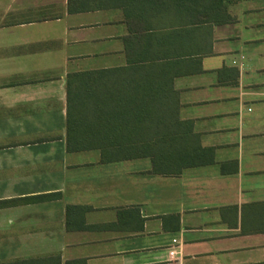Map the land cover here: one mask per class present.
<instances>
[{
	"label": "crops",
	"instance_id": "0c3cea01",
	"mask_svg": "<svg viewBox=\"0 0 264 264\" xmlns=\"http://www.w3.org/2000/svg\"><path fill=\"white\" fill-rule=\"evenodd\" d=\"M110 1L0 0V264H264V0H225L231 21L182 28L163 60ZM175 110L213 164L156 175L68 150L69 125L142 131ZM68 206L88 208L70 230Z\"/></svg>",
	"mask_w": 264,
	"mask_h": 264
},
{
	"label": "trees",
	"instance_id": "16d2710c",
	"mask_svg": "<svg viewBox=\"0 0 264 264\" xmlns=\"http://www.w3.org/2000/svg\"><path fill=\"white\" fill-rule=\"evenodd\" d=\"M118 1L123 5L120 9L125 13L131 46L140 48L141 53L146 55L152 53L150 57L154 60L181 56L177 42L180 41L182 28L194 29L213 20L222 23L231 21L229 2L225 0H111L110 3L117 4ZM109 6L108 2V7H70V11L83 13L118 8ZM194 52L190 50L187 55L193 56ZM90 74H81L79 78L93 85L103 80L101 73ZM108 80L116 78L109 77ZM78 95L100 96L101 85L80 86ZM163 116L156 120L142 119V131H113L112 127L117 128V125L112 120L105 121L111 131H72L69 125L68 150H98L105 163L150 158L151 172L156 175H180L186 169L213 164V150L200 147L191 122L182 121L176 110L167 117ZM77 210L86 212L88 208L67 207L68 230L70 215Z\"/></svg>",
	"mask_w": 264,
	"mask_h": 264
},
{
	"label": "rangeland",
	"instance_id": "374dc122",
	"mask_svg": "<svg viewBox=\"0 0 264 264\" xmlns=\"http://www.w3.org/2000/svg\"><path fill=\"white\" fill-rule=\"evenodd\" d=\"M137 1H142V0H137Z\"/></svg>",
	"mask_w": 264,
	"mask_h": 264
}]
</instances>
